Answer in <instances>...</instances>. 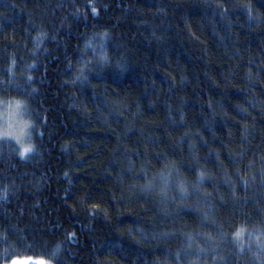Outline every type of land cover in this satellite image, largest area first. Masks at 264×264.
<instances>
[{"label":"trees","instance_id":"16d2710c","mask_svg":"<svg viewBox=\"0 0 264 264\" xmlns=\"http://www.w3.org/2000/svg\"><path fill=\"white\" fill-rule=\"evenodd\" d=\"M0 264H264V0H0Z\"/></svg>","mask_w":264,"mask_h":264},{"label":"rangeland","instance_id":"374dc122","mask_svg":"<svg viewBox=\"0 0 264 264\" xmlns=\"http://www.w3.org/2000/svg\"><path fill=\"white\" fill-rule=\"evenodd\" d=\"M17 106L12 102L0 103V137L16 136L23 143L28 123H24ZM6 264H50V261L41 257H18Z\"/></svg>","mask_w":264,"mask_h":264}]
</instances>
